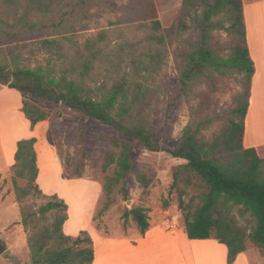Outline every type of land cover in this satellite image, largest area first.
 <instances>
[{"label":"trees","instance_id":"obj_1","mask_svg":"<svg viewBox=\"0 0 264 264\" xmlns=\"http://www.w3.org/2000/svg\"><path fill=\"white\" fill-rule=\"evenodd\" d=\"M121 8L131 13L129 29L140 37L129 39L122 29L82 34L83 23ZM29 41L36 45L31 53L46 55L44 65L24 64ZM170 55L178 89L169 107L184 102L190 113L175 148L160 145L150 123ZM253 73L242 0H182L169 28L162 27L155 0H130L126 6L111 0H0V85L20 94L30 130L48 117L34 99L62 105L114 132L102 152V212L114 203L115 190L128 199L129 177L144 190L150 186L152 180L134 166L136 145L184 161L172 169L169 187L184 233L189 240L223 244L226 264H234L249 245L264 258V158L243 146ZM223 79H234L238 87L227 108L212 99ZM35 143H16L12 178L30 264H93L88 232L65 235L67 204L56 194L43 196L36 183ZM18 179L24 188L16 186ZM39 196L48 201L36 209L25 205ZM123 218L135 223L140 236L149 229L143 207L126 210ZM6 249L0 238V255Z\"/></svg>","mask_w":264,"mask_h":264},{"label":"rangeland","instance_id":"obj_2","mask_svg":"<svg viewBox=\"0 0 264 264\" xmlns=\"http://www.w3.org/2000/svg\"><path fill=\"white\" fill-rule=\"evenodd\" d=\"M111 1L120 6H126L130 2V0ZM130 14L124 8L106 13L102 18L83 23L80 28L86 29V31H83L82 34L89 36L96 35L100 31L111 32L122 29L123 34L129 39L140 37L142 35L140 32L130 31L132 28L129 29L128 22L133 20ZM216 37L220 40L225 38L224 35L219 34ZM32 42H28V47L22 53L24 64L31 67L35 64L44 65L47 60L46 55L30 52L36 48ZM163 75L166 84L158 103L152 110L150 123L153 131L159 134L157 142L160 145L175 148L181 143L183 129L189 121L190 113L184 102L169 107L178 89L176 70L171 55ZM203 89L204 87H200L199 91ZM237 90L238 87L234 79L220 80L212 99L216 101L219 108H227ZM30 101L48 114L46 121L36 127L37 132L36 128L33 131L30 130L29 123L21 113L20 94L0 85V238L6 244V250L11 252L5 258L0 256V264H30L27 236L20 224L21 206L16 202L15 187L12 183L15 154L13 147L15 143L23 139H36L35 151L37 159L42 158L40 164L42 168L44 162L48 161V156L53 154L57 167L60 166L61 180H80L93 185V188H90L79 181L68 184L52 181L47 185L48 191H42V193L44 192L43 196L57 194L58 198L68 204L71 216L68 228H74L75 233L77 229L79 233L81 231L89 233V222L92 221L93 229L103 235L133 239L139 234L138 229L130 218L126 224L123 218L124 212L133 207H143L148 210L150 227L161 218L171 219L174 223L179 224L182 216L177 209V197L175 193L169 194V187L172 182V169L183 164L184 161L174 159L163 152H150L142 146L136 145L132 155L134 166L152 180L150 186L144 190L136 181L135 176L129 177L126 182L128 199L124 200L115 190L111 195V200L114 203L102 212L106 203V196L101 189L105 176L101 169L102 152L110 148L109 137L113 136L114 132L62 105L34 99H30ZM216 128L213 127L211 132ZM48 163L49 166L52 164ZM44 177L49 179V177L52 178V175L46 174L45 176L44 173ZM45 182L48 181L42 180L43 186H46ZM25 185L24 180H16L18 188H24ZM47 201L48 199L41 196L30 197L25 205L36 209ZM164 203L168 205L167 208L163 207ZM90 205H92L91 221L88 216ZM91 236L103 253V260L109 259V262L113 260L116 264H120L127 259L128 250L123 243H117L108 248L101 245L102 241L99 235L91 234ZM246 258L249 264H264V258L251 245L246 251Z\"/></svg>","mask_w":264,"mask_h":264},{"label":"crops","instance_id":"obj_3","mask_svg":"<svg viewBox=\"0 0 264 264\" xmlns=\"http://www.w3.org/2000/svg\"><path fill=\"white\" fill-rule=\"evenodd\" d=\"M242 3L247 47L254 67L249 106L245 118L243 146L246 149H254L259 158H264V0H242ZM181 5L182 0H156L159 21L163 28H169L172 25L180 13ZM40 124L42 122L37 124L35 128L39 127ZM35 131L37 132V128ZM13 149L16 151V143ZM54 160V155L50 154L48 161L44 162L42 168L40 165L42 158L37 159L38 177L36 183L41 191H48L47 185L52 181L67 184L83 182L80 180H61L59 176L60 166L58 168ZM48 162L52 164L49 166ZM44 173L45 176L51 174L52 178L44 177ZM42 180L48 181L45 182L46 186L42 185ZM83 183L93 188V185ZM89 207L88 216L91 221L92 205ZM67 213L68 219L63 226V232L65 235L75 237L79 234V230L77 229L78 231L76 230L75 233L74 228H68L71 217L69 206ZM179 221V224H176L171 219L161 218L151 227L149 225L144 236L138 234L133 239L103 235L93 229L91 221L89 222L90 234H88L92 241L93 236L91 234L99 235L102 241L101 245L108 248L117 243L126 245L128 256L120 264H226L227 249L223 244L213 239L189 240L183 230V221ZM93 246V264H116L113 260L111 262L109 259L103 260V253L94 241ZM234 264H249L246 252L240 254Z\"/></svg>","mask_w":264,"mask_h":264},{"label":"water","instance_id":"obj_4","mask_svg":"<svg viewBox=\"0 0 264 264\" xmlns=\"http://www.w3.org/2000/svg\"><path fill=\"white\" fill-rule=\"evenodd\" d=\"M127 203H129V202H127ZM11 252H10V250H6L4 253H2L0 256L2 257V258H5V256L6 255H9Z\"/></svg>","mask_w":264,"mask_h":264}]
</instances>
